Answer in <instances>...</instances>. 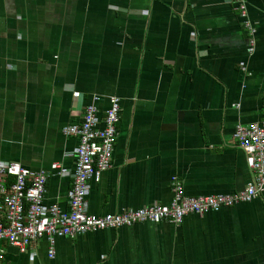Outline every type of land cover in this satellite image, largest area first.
<instances>
[{"label": "crops", "instance_id": "obj_1", "mask_svg": "<svg viewBox=\"0 0 264 264\" xmlns=\"http://www.w3.org/2000/svg\"><path fill=\"white\" fill-rule=\"evenodd\" d=\"M255 50L232 0H0V166L47 176L44 205L68 209L78 141L62 133L109 98L120 113L111 167L91 182L103 216L251 180L237 125L264 121V0H247ZM101 126V125H100ZM53 164L60 170H53ZM0 264H264V191L180 224L142 223L2 245Z\"/></svg>", "mask_w": 264, "mask_h": 264}, {"label": "built area", "instance_id": "obj_2", "mask_svg": "<svg viewBox=\"0 0 264 264\" xmlns=\"http://www.w3.org/2000/svg\"><path fill=\"white\" fill-rule=\"evenodd\" d=\"M234 9L243 20L248 35L249 55L255 50V29L248 18V1L232 0ZM98 97L83 110L80 124L63 127L62 133L78 141L74 151L75 165L68 171L72 186L68 194V209L44 205L47 176L30 173L18 164L0 166V260L2 245L26 253L31 244L45 239L48 257L55 255L58 238H76L86 233L117 230L136 224H180L187 215L204 216L221 209L249 203L264 191V121L237 125L234 139L246 157L251 180L243 190L234 194L187 197L181 182L173 177L172 200L168 205H150L103 216L88 211L87 194L91 182L98 183L103 172L111 167L112 152L119 123V99L109 98L104 117L99 119ZM101 125V126H100ZM53 170L60 166L53 164ZM12 178L9 181V178Z\"/></svg>", "mask_w": 264, "mask_h": 264}, {"label": "trees", "instance_id": "obj_3", "mask_svg": "<svg viewBox=\"0 0 264 264\" xmlns=\"http://www.w3.org/2000/svg\"><path fill=\"white\" fill-rule=\"evenodd\" d=\"M11 180H12V178L10 177V178H9V181H11Z\"/></svg>", "mask_w": 264, "mask_h": 264}]
</instances>
